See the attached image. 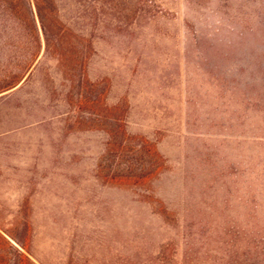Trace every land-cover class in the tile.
Here are the masks:
<instances>
[{"label":"rangeland","instance_id":"1","mask_svg":"<svg viewBox=\"0 0 264 264\" xmlns=\"http://www.w3.org/2000/svg\"><path fill=\"white\" fill-rule=\"evenodd\" d=\"M0 0V264H264V0Z\"/></svg>","mask_w":264,"mask_h":264},{"label":"trees","instance_id":"2","mask_svg":"<svg viewBox=\"0 0 264 264\" xmlns=\"http://www.w3.org/2000/svg\"><path fill=\"white\" fill-rule=\"evenodd\" d=\"M39 1L40 0H33L34 6L36 8V16L40 25V30L44 39V42L46 43L47 46V41H48V33H51V27L47 24V22H45L47 19H44V15L42 14V12L40 11V7H39ZM25 5L27 10H29V14L32 13L30 10V3L28 0H25Z\"/></svg>","mask_w":264,"mask_h":264}]
</instances>
